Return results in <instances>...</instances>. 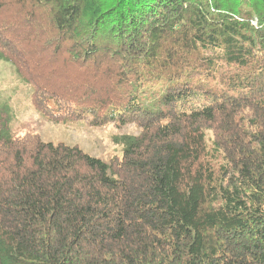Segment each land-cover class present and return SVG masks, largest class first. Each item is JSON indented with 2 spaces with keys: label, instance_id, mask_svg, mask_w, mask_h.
<instances>
[{
  "label": "trees",
  "instance_id": "16d2710c",
  "mask_svg": "<svg viewBox=\"0 0 264 264\" xmlns=\"http://www.w3.org/2000/svg\"><path fill=\"white\" fill-rule=\"evenodd\" d=\"M0 60L139 129L104 162L0 107V264H264V0H0Z\"/></svg>",
  "mask_w": 264,
  "mask_h": 264
},
{
  "label": "rangeland",
  "instance_id": "374dc122",
  "mask_svg": "<svg viewBox=\"0 0 264 264\" xmlns=\"http://www.w3.org/2000/svg\"><path fill=\"white\" fill-rule=\"evenodd\" d=\"M31 92L29 84L21 80L14 67L0 60V107L9 109V133L12 136L31 133L44 142L76 145L89 155L108 162L121 158L122 145L116 138L139 132L135 125L109 123L93 126L86 121L52 123L33 108Z\"/></svg>",
  "mask_w": 264,
  "mask_h": 264
}]
</instances>
